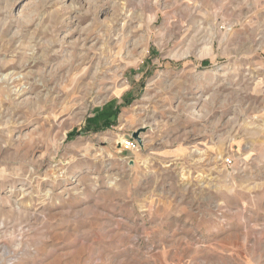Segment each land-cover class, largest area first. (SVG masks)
<instances>
[{
	"label": "rangeland",
	"instance_id": "rangeland-1",
	"mask_svg": "<svg viewBox=\"0 0 264 264\" xmlns=\"http://www.w3.org/2000/svg\"><path fill=\"white\" fill-rule=\"evenodd\" d=\"M0 264H264V0H0Z\"/></svg>",
	"mask_w": 264,
	"mask_h": 264
},
{
	"label": "trees",
	"instance_id": "trees-1",
	"mask_svg": "<svg viewBox=\"0 0 264 264\" xmlns=\"http://www.w3.org/2000/svg\"><path fill=\"white\" fill-rule=\"evenodd\" d=\"M116 105H117V103H112V104H110V106H108V109H106V110H110L108 113H105V115L103 114V113H100V116L102 115L103 117H104V120L105 121H109L110 119H111V117L112 116H117V114H118V109H116L115 110V112H113L114 111V109H115V107H116ZM113 112V113H112ZM98 118L99 117H97V119H92V120H90L89 121V129H87L86 131H84V132H91V131H93V132H98L99 131V129H100V126L97 124V120H98Z\"/></svg>",
	"mask_w": 264,
	"mask_h": 264
}]
</instances>
